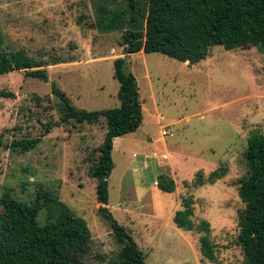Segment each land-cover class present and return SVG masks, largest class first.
<instances>
[{
	"label": "rangeland",
	"instance_id": "obj_1",
	"mask_svg": "<svg viewBox=\"0 0 264 264\" xmlns=\"http://www.w3.org/2000/svg\"><path fill=\"white\" fill-rule=\"evenodd\" d=\"M93 4L0 0L1 47L43 61L47 76L40 81L21 71L0 75V90L13 94L0 99V198L8 193L30 203L38 190L60 202L89 232L82 264H106L119 247L110 218L135 243L145 264H241L235 237L243 204L236 189L245 175L247 138L264 134V53L253 47L225 51L213 46L196 64L159 53L127 55L141 124L112 143L106 205L96 203L90 177L104 133L101 117L93 124L69 120L52 127L26 153L5 147L12 140L38 137L42 124L57 121L51 84L77 109L118 107L112 62L126 54L119 32L97 27ZM54 60L63 63L51 64ZM218 167L225 169L221 179L192 185L197 172L205 178ZM158 175L173 180L172 193L154 187ZM187 197L193 226L208 224L212 261H200V233L181 231L171 221ZM45 217L41 207L38 222Z\"/></svg>",
	"mask_w": 264,
	"mask_h": 264
},
{
	"label": "trees",
	"instance_id": "obj_2",
	"mask_svg": "<svg viewBox=\"0 0 264 264\" xmlns=\"http://www.w3.org/2000/svg\"><path fill=\"white\" fill-rule=\"evenodd\" d=\"M93 6L97 27L104 33L119 32L126 56L159 53L178 62L196 64L205 59L213 46L225 51L253 47L264 53V0H94ZM58 63L63 61L54 60L51 64ZM121 63L122 58L112 62L113 78L118 83V107L98 111L77 109L51 84L50 93L58 101L57 121L42 124L43 131L38 137L12 140L5 146L26 153L52 127L69 120L93 124L101 117L104 133L90 173L95 180V201L100 205L107 203L113 139L133 133L141 124L136 84L130 73L125 75L121 71ZM45 65L22 50H4L0 38V75L21 71L25 77L46 81ZM12 98L11 92L0 90V99ZM243 160L245 175L236 189L243 209L238 214L235 241L241 249V264H264V134L253 133L247 138ZM224 174L222 167L205 178L197 172L192 185H212ZM155 187L170 194L175 185L171 178L158 175ZM41 207L46 208L42 224L38 222ZM191 215V198L187 197L181 200L180 209L173 213L171 221L181 231L200 233V261H212L214 249L208 238V224L202 221L194 227ZM109 224L119 247L106 264H145L142 253L123 228L111 218ZM89 241L84 222L46 193L37 190L30 203L17 201L8 193L0 198V264H82Z\"/></svg>",
	"mask_w": 264,
	"mask_h": 264
},
{
	"label": "water",
	"instance_id": "obj_3",
	"mask_svg": "<svg viewBox=\"0 0 264 264\" xmlns=\"http://www.w3.org/2000/svg\"><path fill=\"white\" fill-rule=\"evenodd\" d=\"M127 61H128V57H127V56H125V57L122 58L121 71H122L125 75H128V74H129V71H128V69L126 68V63H127ZM99 208H101V207L99 206ZM101 209H102V208H101ZM103 211H104V209H103ZM104 213H105L106 215H108V212L104 211ZM109 218H110V216H109Z\"/></svg>",
	"mask_w": 264,
	"mask_h": 264
},
{
	"label": "crops",
	"instance_id": "obj_4",
	"mask_svg": "<svg viewBox=\"0 0 264 264\" xmlns=\"http://www.w3.org/2000/svg\"><path fill=\"white\" fill-rule=\"evenodd\" d=\"M135 132V131H134ZM129 134H132V133H129ZM127 135V134H126ZM124 136V135H123ZM121 137V136H120ZM118 138V137H117ZM114 140L115 139H113V141H112V143L114 142ZM153 185H154V187H155V181L153 182ZM156 188V187H155ZM100 205V204H99ZM170 215H171V213H170Z\"/></svg>",
	"mask_w": 264,
	"mask_h": 264
},
{
	"label": "built area",
	"instance_id": "obj_5",
	"mask_svg": "<svg viewBox=\"0 0 264 264\" xmlns=\"http://www.w3.org/2000/svg\"><path fill=\"white\" fill-rule=\"evenodd\" d=\"M162 135H166V134H169L167 131H162L161 132Z\"/></svg>",
	"mask_w": 264,
	"mask_h": 264
}]
</instances>
